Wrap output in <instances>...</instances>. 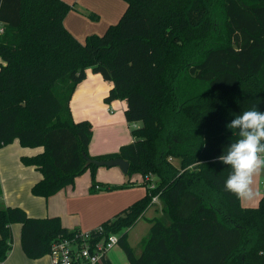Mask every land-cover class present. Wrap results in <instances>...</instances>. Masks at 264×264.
<instances>
[{
	"label": "trees",
	"instance_id": "1",
	"mask_svg": "<svg viewBox=\"0 0 264 264\" xmlns=\"http://www.w3.org/2000/svg\"><path fill=\"white\" fill-rule=\"evenodd\" d=\"M126 11L102 36L84 42L65 26L66 0H0V149L18 140L44 152L23 158L44 179L32 193L49 199L91 170L92 194L156 176L147 196L103 224L119 236L128 264H264V197L245 208L224 188L230 167L216 160L238 139L227 124L254 106L264 112V0H123ZM126 101L135 141L93 158L94 127L70 104L89 71ZM93 160L130 163L123 185L97 180ZM174 160L180 162L176 166ZM159 196L169 217L151 221L140 253L129 231ZM22 226L25 255L39 260L72 239L58 217H30L0 204V262Z\"/></svg>",
	"mask_w": 264,
	"mask_h": 264
},
{
	"label": "crops",
	"instance_id": "2",
	"mask_svg": "<svg viewBox=\"0 0 264 264\" xmlns=\"http://www.w3.org/2000/svg\"><path fill=\"white\" fill-rule=\"evenodd\" d=\"M66 1L73 9L65 19V26L81 42L91 35L102 36L111 26L119 23L127 8L123 0ZM89 10L99 11L100 21L97 23L90 21L87 14ZM113 89L114 85L111 82L90 70L88 78L77 86L70 104L75 121H89L94 127L89 146V154L93 158L119 153L123 146L135 141L133 129L142 126V123H128L126 101L110 99ZM43 152L42 147L25 148L18 140L0 149V204L2 206L21 207L30 217L35 218L58 217L69 231L88 232L100 228L109 220H114L148 194V189L142 182V176L140 180L139 175L132 179V185L127 189L103 190L98 194H92L90 192L91 170H87L77 177L74 186L65 188L49 199L35 196L32 189L44 179V176L39 168L24 165L23 158L34 157ZM97 180L110 185H123L127 182V177L122 171L98 169ZM261 198L258 199L259 202ZM241 203L245 208H256L248 207L245 201ZM159 204L156 217L162 218L165 214L162 211L161 202ZM147 214L143 220L151 227ZM141 221L129 231V235L141 224ZM12 231L13 249L5 264H49L48 256L31 260L25 255L21 244L22 226L20 224L13 225ZM147 234L142 238L144 241ZM117 249L123 250L120 246ZM107 259L106 255L102 262L108 263ZM124 259L125 264H128V259L126 257Z\"/></svg>",
	"mask_w": 264,
	"mask_h": 264
},
{
	"label": "clouds",
	"instance_id": "3",
	"mask_svg": "<svg viewBox=\"0 0 264 264\" xmlns=\"http://www.w3.org/2000/svg\"><path fill=\"white\" fill-rule=\"evenodd\" d=\"M226 127L237 130L238 139L216 158L230 167L224 188L241 201H254L264 193L254 188V178L264 173V112L254 106L235 115Z\"/></svg>",
	"mask_w": 264,
	"mask_h": 264
},
{
	"label": "built area",
	"instance_id": "4",
	"mask_svg": "<svg viewBox=\"0 0 264 264\" xmlns=\"http://www.w3.org/2000/svg\"><path fill=\"white\" fill-rule=\"evenodd\" d=\"M0 33H3L2 26ZM152 181L151 175L142 179L143 184L151 182L148 184L151 189L155 187ZM158 201L159 196L153 198L154 203ZM103 231L102 226L94 231H75L74 238L55 243L48 256L49 264H101L106 254L119 245L118 235L103 236Z\"/></svg>",
	"mask_w": 264,
	"mask_h": 264
},
{
	"label": "rangeland",
	"instance_id": "5",
	"mask_svg": "<svg viewBox=\"0 0 264 264\" xmlns=\"http://www.w3.org/2000/svg\"><path fill=\"white\" fill-rule=\"evenodd\" d=\"M88 14V19L90 21H92L93 23H97L98 21H100V17L101 16L100 12L97 10H89L87 12ZM3 63L1 57H0V64ZM174 163L176 166H180V162L177 160H174ZM98 169L100 170H116L118 172H121L119 167H113L108 169L107 167H99ZM140 177V175H139ZM116 179V178H113ZM141 180V177H140ZM157 177L153 176V181L156 184L157 181ZM254 188L258 189L259 191H261L262 193H264V173L256 176L254 178ZM156 188V185H155ZM160 199L157 203H155V207L147 214V219L148 221H151L155 218H157L156 216V211L158 210L157 207H160ZM246 205H248V207H257L259 204V200H254V201H245ZM162 220H164L165 222L169 221V217L168 216H162V218H160ZM150 223V222H149ZM151 224V223H150ZM150 227V225L145 221L142 220L141 224L138 225L134 230L131 231L130 235H129V241L131 246L137 250V253H140V249L143 246V242L144 240L142 239L148 232V228ZM118 247V246H117ZM117 247H115L113 250H111L107 255L108 257V263L106 264H125V257L127 258L126 254L124 253V251L121 249H117ZM121 248V247H120ZM125 256V257H124ZM102 264H105L104 261L102 262Z\"/></svg>",
	"mask_w": 264,
	"mask_h": 264
},
{
	"label": "water",
	"instance_id": "6",
	"mask_svg": "<svg viewBox=\"0 0 264 264\" xmlns=\"http://www.w3.org/2000/svg\"><path fill=\"white\" fill-rule=\"evenodd\" d=\"M87 160V167H90L92 165L96 167H107V168H113V167H119L121 171L124 174H127L130 168V163L123 160V159H116V160H93L90 158H86Z\"/></svg>",
	"mask_w": 264,
	"mask_h": 264
}]
</instances>
